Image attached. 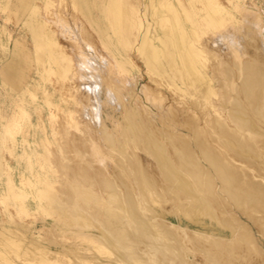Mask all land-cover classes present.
I'll list each match as a JSON object with an SVG mask.
<instances>
[{
    "label": "bare ground",
    "instance_id": "bare-ground-1",
    "mask_svg": "<svg viewBox=\"0 0 264 264\" xmlns=\"http://www.w3.org/2000/svg\"><path fill=\"white\" fill-rule=\"evenodd\" d=\"M31 1L15 0V3L18 11L24 12L26 9L29 12L23 24H25L32 41L33 58L39 69L44 70V73L49 74L56 71L55 74L61 77L65 76L69 70V56L63 49H60L51 31L46 27V22L39 19V8L37 5H32ZM43 1L46 8L51 3L48 0ZM70 3L76 14L97 32L101 43L109 52L108 55L112 57L117 71L125 73L127 70H132L130 67L133 65V59L130 57V52L133 48L135 49L134 42L138 41L135 51L150 74L183 94L187 92L185 88L187 85L195 88V90L191 89L197 93V98L191 102L192 106L198 107L201 104L199 100L215 93L212 79L208 76L207 69L205 70L206 56L208 55L204 53L207 51L204 52L205 49L203 50L199 44L200 36L206 32L200 27L199 21L203 19L209 28H218L223 25L224 17L227 15L234 18L231 15L233 12L217 0H71ZM235 5L237 4L233 3L232 10L236 9H234ZM92 10L95 12L92 13ZM85 33L91 36L90 33L86 31ZM252 37L254 38V36H249L246 31L240 33L241 41L239 40V42H241L246 56L244 55L245 60L240 62L242 65H239L240 69H238L240 70V81L237 84L234 83L233 89L231 87L235 97L233 100L231 97V106L225 109L227 110V112L225 111L226 120H223L224 122L217 120L208 122L211 124H208L209 128L214 130L211 132L217 135L216 141L219 148L215 146L216 144H211L210 140L208 141L209 137L212 138L213 133L211 135L209 133V137H206L205 129L201 131L198 126L196 129L193 128V137L191 136L193 146L197 148L201 159L207 163V168L202 166L200 161L198 162L200 158L196 155L197 151L195 152L193 149L191 141L187 140L189 138L185 139L181 136L183 134L179 135L178 129L176 134L175 129L171 126L176 135L166 130L162 131L160 128H156V124L153 125L156 120L153 122L148 120L149 113L146 116L144 112L140 113V110V114L137 115L135 111L130 110L129 107L132 104L125 105V101L133 93L132 87L131 90L127 89L122 86L120 80L112 79V76L105 72L103 80L108 84L109 97L115 99L120 105L119 107L115 104L117 108H120L121 116H123L120 123L116 121L117 137L111 136L102 123H99V126L94 130L91 129L84 138L69 139L68 147L74 156L79 158L78 160L69 165L68 162L72 158H69L66 164H63L64 160L62 164H60L61 162L55 163L56 169L52 167L51 172L46 171L43 176L36 172L35 180L29 179L25 182L29 187H34L33 198L36 199L41 214L45 213L50 216L52 221L47 226L44 225V235L36 238L32 235L30 226L21 224L20 221H15L12 215H8L6 222L10 225L0 224V254L3 256L5 253L12 254L16 259L30 264H50V262L62 264H187L185 262L187 259L183 258L185 253L182 254L180 251L185 246H181V241H178L179 237L176 236L175 229L173 230L166 225L167 223L165 224L162 214H158L151 207L147 208L148 201L156 203V199L159 198L163 200L162 202H171L168 199L170 200L172 195L177 203L180 199L188 203H185L189 205L188 208L185 207V214L192 216L203 214L211 219L221 217L222 214L219 213L223 212L224 207L230 208L231 202L251 221L253 220L254 227L257 225L259 229L258 233L261 234L259 232L261 230L263 234L264 185L251 181L247 172L244 173L240 168L237 169L228 160V158H234V160L245 162L248 166L249 163H254V159H258L261 165H264V51ZM15 54L22 60L25 57L18 52L17 47ZM209 57L211 58V55ZM219 62L217 63L219 64ZM17 63L12 60L6 64L5 71L13 79H19L23 75L22 67ZM45 64L47 66L44 68ZM214 66L216 67V65ZM230 67L228 68L231 69V73H234V69L238 68L233 67L232 72V66ZM224 68L222 71H229ZM215 70L220 71V68H215ZM222 71L221 73H223ZM230 74L229 78L233 76ZM222 78L224 77L222 76ZM228 79H223V81L227 82ZM226 82L225 85L228 84ZM43 93L45 92L43 91ZM43 97L46 105H53L49 95ZM224 99L228 98L224 97ZM225 102L224 104L229 103ZM97 104L99 105V103ZM228 105H225L226 108ZM139 109L142 108L138 107ZM172 111L168 112L173 113ZM170 113V117H167L168 114L163 116L167 117L168 119L165 120L169 122L173 119ZM174 114L176 115V112ZM178 115L182 118L185 116ZM159 117L160 123H162L163 117ZM182 118L178 119L183 120ZM174 121H171V124ZM183 121L186 122L185 117ZM164 124L168 125L166 122H163L162 125ZM170 125L168 126L170 127ZM185 125L186 123L181 127L185 129ZM187 125L190 126L188 123ZM188 129L190 128L188 127ZM1 136L4 142L7 136L4 132L1 133ZM91 140L96 141L102 151L107 150L105 152L114 158L118 169L109 166L105 172L101 169L102 167H96L93 160L86 159L82 148H86ZM43 147L45 148V146ZM58 149L62 152L61 154L67 152L62 146ZM44 150L46 151V148L38 158L41 161V163L39 162L40 167L51 168L48 163V155ZM139 150L148 155L151 162L149 160L148 163L147 159L149 158H146L147 161H143L138 155ZM1 157L2 154H0V177L5 176V179L2 178L4 180L2 195L8 196L6 200L3 199V202L12 204L14 199H26L29 194L21 190V184L17 186L14 177L9 173H4ZM64 157L66 158L67 155ZM197 158L199 159L197 160ZM122 161L124 164L121 163ZM256 164L258 165V163ZM250 166L254 165H249L248 168ZM241 169L244 170V168ZM263 170L258 168L255 172L261 176L264 174ZM57 173L60 174V182L58 180L60 187H57L55 191L52 190V183L55 181ZM23 179L26 180L24 177ZM215 181L219 183L220 194L214 190ZM170 194L172 195L170 196ZM180 202L182 203V201ZM24 204H21V208L16 204L18 206L16 208L27 215V206ZM229 217L230 215L224 218ZM224 221L226 223V220ZM228 221L231 223L232 220L228 219ZM236 222L239 223L237 219ZM243 226L234 229L232 237L228 240L201 234L198 236L188 235V232H184L193 239L192 241L195 242H192L193 244H203L200 249L205 252V256L208 254V257H205L208 259L205 260L208 264H252L246 260L247 256L252 252L258 253L259 250H263L260 246L258 250L256 245H253L254 241H257L256 238L252 235L255 238L253 239L252 233H248ZM179 231L181 234V229ZM177 234L179 233L177 232ZM187 244L185 243V245ZM198 248L195 250H199ZM190 249L193 248L190 247ZM263 252H261V256ZM262 257L264 258V255ZM262 257L258 264H264ZM2 259L0 258V261ZM254 259L258 261L256 255ZM5 262L7 263L6 260ZM202 262L200 263L202 264Z\"/></svg>",
    "mask_w": 264,
    "mask_h": 264
},
{
    "label": "rangeland",
    "instance_id": "rangeland-1",
    "mask_svg": "<svg viewBox=\"0 0 264 264\" xmlns=\"http://www.w3.org/2000/svg\"><path fill=\"white\" fill-rule=\"evenodd\" d=\"M42 1L43 0H32L30 3L32 5H37V7L39 8V19L42 20V22L44 23L46 22V27H48L51 31L60 49H63L66 55L69 56V72L67 71L65 76L62 77L58 74H55L57 73L56 71H53L54 73L49 74L44 73V70L41 71L37 63L35 62L33 58L34 49L32 41L29 36L28 30L24 26L25 24H23L29 12L26 9H24V12L18 11L16 9L15 0H0V154H2L1 162L4 166V173L11 174L14 177L16 185L19 186V184H21V190L29 194L27 195L26 199H14L12 201V204L3 202V199L6 200V197L8 196L4 197V195H2V182H4L3 179H5V176L1 174L3 176L0 177V224H4L5 226L10 225V223L6 222V219L8 220V215H12L15 221H20L21 224H27L28 226H30L31 232L33 233L32 235L36 238H39L40 236L44 235V225L47 226L48 224H50L52 218L43 212V214H41V210L38 208V203L36 199L33 198L34 187H29L25 182L29 181V179L35 180L34 177L36 175V172L40 173V175L42 176L43 174H46V171L51 172L52 167H57L56 164H59L60 162V164H62L63 160V164H66L68 159L72 158L71 161L68 162V165L78 160L79 158L74 156V153L68 147L69 139L84 138V136L88 132H90L91 129H96L99 126V123H102V126L108 131L111 136L117 137L115 132L116 125L117 122L120 123L122 121L123 116H121L122 114L119 108L120 105L116 102L115 99H113L112 97L110 99L109 97L110 95L108 94L107 90L108 84L105 80H103L105 72L112 76V79L120 80L122 86L126 87L129 90L132 89L133 93H131V95L128 97L130 101L128 99L125 101V105L130 106L129 104H132L129 107L130 110L135 111L137 115L144 112V114L147 116L149 113V115L147 116L149 118L148 120L151 122L156 120L153 122V125L156 124L155 126L157 129L160 128V130L162 131L166 130L169 133L171 132V134L173 133V129H175L174 132L176 134L179 130L180 133L178 134H183L181 136H183L185 139L189 138L187 140L191 141L190 143L193 149L195 150V152L197 151L196 155L200 158H197V160L199 159L198 162L200 161V164L202 166L204 165V167L207 168V163L204 162L203 159H201L197 148L193 146V128L196 129V126H198L201 131L205 129L204 135H206V137H209V133L211 135L214 130H211L212 128H209L210 126H208V124L214 120L220 122H224L226 120L227 116L225 111L227 112V110L225 109H228L231 106V97L232 100L235 97V95L232 94V89L234 85L239 83L240 81V70L238 69H240V66L242 65V63L240 62L245 60V54L243 52L244 48L241 42H239L240 33L246 31L249 36H254V38L252 37L254 39V42H256L259 45L260 49H263L264 51V0H217V2L229 9L231 12H233L231 13V15H233L234 18H231L227 15V18L224 17L223 25L218 28H209L206 25V21L203 19H200L199 21L200 27L206 31L200 36L199 44L203 50L205 49L204 52L207 51L206 53H204L208 55L206 56L207 61L205 70L207 69L206 72L208 76L212 79V87L215 93L210 94L209 97L199 100L201 104L198 107H194L192 106L191 102L197 98L196 91H192L195 90V88H192L190 85H187V87H185L187 89V92L183 94L180 91H175L172 86H167L165 85V83H162V81L160 82L157 77L150 74L146 69L143 61L140 59L138 53L135 51L139 43L138 41L134 42L135 49L133 48L130 52V57H132L133 59V65H131L130 67L132 70H127L125 73L119 72L117 71L116 66L114 65L115 63L112 62V57L108 55V50L103 46L101 40L99 39L100 37H98V34H96L97 32L91 29V26L86 24V22L84 21V19L81 18V16H78L76 14L75 10L71 6V0H48L49 3L51 2L47 7L48 9L44 5L45 2ZM233 3L237 4L235 5L236 7H234V9L236 8L235 10H232ZM197 4L199 5V3ZM91 12L94 13L95 10H92ZM85 31L90 33L91 36H88L89 34L87 35ZM16 47L18 52L22 53L23 56H25L23 57V60L15 54ZM28 55L30 56L27 57ZM210 55L211 58L209 57ZM10 59L11 61L13 60L16 63L18 62L17 64L22 67L23 75L19 79H13L5 71L6 64L8 63V61L11 62ZM212 60L216 61L214 62ZM217 60H221L222 62H224L222 63L221 61L219 62ZM217 62H219L220 65ZM221 64H225V68ZM214 65H216V67ZM233 65L238 68L234 69L236 72L234 71V73H231L230 66H232L233 72V67H235ZM46 66L47 65L45 64L44 68ZM227 66L230 68H228ZM215 68H220V71H216ZM223 68L224 70L229 69V71H222ZM53 69L55 70V68ZM98 71L101 73L99 74ZM221 71L223 73H221ZM237 71L239 72V74H237ZM221 74L224 78H222ZM229 74L233 76L229 78ZM235 75L236 77H234ZM226 78L230 79V81L228 79L230 84L228 83V81L226 82V80L223 81V79ZM225 82L226 84H228L225 85ZM223 84L225 87L222 86ZM43 91L45 93H43ZM189 93H192L191 96ZM48 95L49 97H51L50 100H52L51 102L53 103V105H46L47 103L44 101L43 96ZM224 97L228 98V101L225 100ZM107 102L110 103L108 104ZM224 102H229V105L224 104ZM96 103H99V105L97 104V106ZM115 104H117L119 107L117 108ZM93 105L96 107H94ZM225 105H228V107L226 108ZM138 107H141L142 109L138 110ZM166 110H170V112L172 110L174 111H172L173 113H170ZM24 111H26V114L24 113ZM95 111L98 113H96ZM175 112L176 115L174 114ZM151 113L154 115V118ZM169 113L171 114V118H173L171 121L175 120V124L172 122L173 125L171 124V121L169 122L168 120H165L167 117H170ZM97 114L98 116H96ZM178 114H182L185 116H183L182 118ZM156 115L162 117L167 115V117H163V119L161 118L162 123H160V117H157ZM184 117L186 119V122L183 121ZM178 118H182L183 120H179ZM176 120L179 122H177ZM181 121L186 123L185 127L187 129L189 127V131L186 128L183 129L184 127H181V125L183 126L185 124ZM163 122H166V124L168 125L171 124L170 127L165 124L164 125L166 127L162 125ZM187 123L190 124V126L187 125ZM171 126L173 129L171 128ZM169 128L170 130H167ZM3 132L7 136L4 142L1 138V133ZM188 135L192 137L190 138ZM216 136L217 135L213 133L211 135L212 138L209 137L208 141L210 140L209 142L211 144L214 143V145L216 144L215 146L219 148L218 143L216 141ZM89 143L86 148H82V151L86 155V159L88 161L93 160L95 166L98 168L102 167L101 169L105 170V172L107 171L109 166L118 169L114 162V158L105 152L107 150L102 151L101 148H99L100 146L98 145V143H96V141L94 140L89 141ZM38 144L40 147L38 146ZM42 144L46 148V151H44L48 155V163L50 164L51 168L40 167L39 162L41 163V161L38 160V158L40 154L43 153V149H45ZM60 146L64 147L67 152L61 154L62 152H60L58 149ZM215 146L214 148H217ZM8 149L10 150V152H8ZM138 152L142 153H138V155L143 161L148 160L149 163L150 160L151 162V158H149L148 155H146L140 150ZM65 155H67V159L64 157ZM141 155L144 156L142 157ZM146 158L149 159L146 160ZM228 160L229 162H231L232 165H234V167L236 166L237 169L240 168V170L244 171V173L247 172L249 175H246H248L251 181L256 183L259 182L260 184L264 185V174L258 176L256 173L258 168H260L261 170L264 169V165H261L260 160L254 159V163H258V165H255L252 162L251 164L249 163V165L253 164L254 166H250L249 168V165L246 166L245 162L234 160V158H228ZM121 163H123V161ZM241 168H244V170ZM262 172H264V170ZM55 175V181L52 183V190L56 191V188L60 187V174L57 173ZM23 177L26 178V180H24ZM24 184L26 185L24 186ZM215 188L214 190L218 194H220L221 192L218 181H215ZM171 195L172 194H170V196ZM172 196L170 200L168 199V201L171 202H162L163 200L159 199L158 197L157 198L160 200V202L158 199H156V203L155 201L154 203L148 201L147 208L151 207L158 214H162L165 224L167 223L166 225L171 227V229H175L174 232L176 233V236L178 235L177 237H179L178 241H181V246H185L184 248H182V250L184 249L185 252L182 250L180 251L182 254L185 253L183 254V258L184 260L187 259L185 260L187 264L189 261L191 262H189V264H201L200 262L202 261L205 262H202V264H208L206 262L208 260L206 259L208 257V254H206L207 256H205V252L200 249V246L203 247V244H193L195 242H193V239H191L188 235L193 234L194 236H198L199 234H201L207 237L214 236L219 237L222 240H228L232 237V231L240 226L242 228V225H244L245 227L243 226V228L246 229L248 233L251 232V236L253 235L258 241H254L253 245H256L258 250L260 249L258 248L260 246L261 249L264 251V232L262 234V231L260 230L259 232H261V234L258 233L257 230L259 229L257 228V225L256 227H254L255 224L253 220L251 221V219L247 217L246 214H243V212L237 206H234L233 203L230 202V208L224 207L225 209H223V212L221 213H219V210H217L219 214H222L221 217L216 211H214L219 217H216V219H211L209 216L203 214H195L193 216L191 214H185L184 211L186 210V208H188L189 205H186L188 203L185 202V200L181 199L180 201H182V203L180 201L177 203V201H175L174 196ZM8 202L10 203V200H8ZM16 204L19 207L21 206V204L27 206V215L24 212L21 213L19 209L16 208L18 207ZM235 207H237L238 209ZM229 215L231 218H224L228 217ZM235 218L239 223L236 222ZM228 219H230V221H235L237 224L232 221L231 223L228 221V224ZM223 220H226V223L225 221L223 222ZM180 229L181 234L183 233L182 235L180 234ZM184 231L188 232V235H186V232ZM177 232L179 234H177ZM184 235H186V238L182 237ZM253 236L252 238L255 239ZM187 240L191 242H188ZM185 243H190L193 247L190 244L185 245ZM190 247L193 249L191 250ZM196 247H199V250H195L197 249ZM263 251L259 250V254L256 252V254L252 252L251 254H249L250 257L249 255L247 256L246 260L254 264V261L256 260H253V258H255L256 255V259H258V261H256V264L260 263L261 260L259 259H261V257L264 255ZM261 252H263L262 256ZM4 255L5 256L0 254L1 259L5 258L4 261H2V259L0 263H6V260L8 264H30L27 262H22L18 258L17 260L15 256H12V254H8V256L5 253ZM203 256L204 258H206L204 259ZM101 257L103 258V260H105L103 256ZM250 258H252V260H249ZM262 259L264 258L262 257ZM51 263L62 264L59 262H50V264Z\"/></svg>",
    "mask_w": 264,
    "mask_h": 264
}]
</instances>
